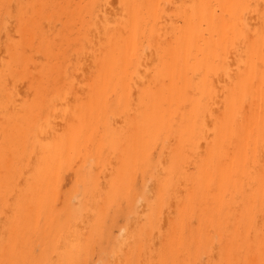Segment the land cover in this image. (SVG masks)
Masks as SVG:
<instances>
[{
    "label": "bare ground",
    "instance_id": "bare-ground-1",
    "mask_svg": "<svg viewBox=\"0 0 264 264\" xmlns=\"http://www.w3.org/2000/svg\"><path fill=\"white\" fill-rule=\"evenodd\" d=\"M0 264H264V0H0Z\"/></svg>",
    "mask_w": 264,
    "mask_h": 264
}]
</instances>
